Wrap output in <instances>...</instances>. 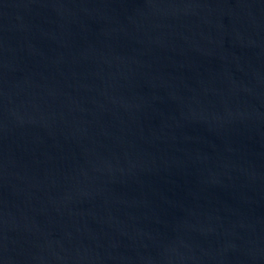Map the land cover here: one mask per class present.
<instances>
[{
	"label": "water",
	"instance_id": "95a60500",
	"mask_svg": "<svg viewBox=\"0 0 264 264\" xmlns=\"http://www.w3.org/2000/svg\"><path fill=\"white\" fill-rule=\"evenodd\" d=\"M0 264H264V0H0Z\"/></svg>",
	"mask_w": 264,
	"mask_h": 264
}]
</instances>
